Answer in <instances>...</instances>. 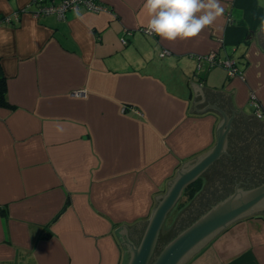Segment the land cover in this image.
Returning <instances> with one entry per match:
<instances>
[{"label": "crops", "instance_id": "crops-1", "mask_svg": "<svg viewBox=\"0 0 264 264\" xmlns=\"http://www.w3.org/2000/svg\"><path fill=\"white\" fill-rule=\"evenodd\" d=\"M100 1L107 11L59 19L0 0V264H121L115 230L146 220L176 169L215 142L219 117L194 106L245 119L253 91L264 109V0H220L212 26L172 42L139 30L145 0ZM210 52L244 78L206 59L197 69ZM190 81L204 94L194 106ZM186 264H264V216L232 222Z\"/></svg>", "mask_w": 264, "mask_h": 264}, {"label": "water", "instance_id": "water-1", "mask_svg": "<svg viewBox=\"0 0 264 264\" xmlns=\"http://www.w3.org/2000/svg\"><path fill=\"white\" fill-rule=\"evenodd\" d=\"M196 89L200 99L193 101ZM203 98L200 88L190 81L188 99L193 101V106ZM194 108L210 110L219 117L215 142L207 150L185 160L176 169L173 177L167 181L165 191L155 197L154 206L146 220H139L142 222L130 227L128 233L122 225L115 230L123 252L121 264H186L232 222L254 214L264 216V181L253 186H243L242 182H236L232 191L210 204L188 223L180 225L176 221L170 237L160 241L162 227L183 189L214 161L228 153L229 135L235 118V112L232 111L235 110L228 112L214 102L202 108Z\"/></svg>", "mask_w": 264, "mask_h": 264}, {"label": "flooded vegetation", "instance_id": "flooded-vegetation-1", "mask_svg": "<svg viewBox=\"0 0 264 264\" xmlns=\"http://www.w3.org/2000/svg\"><path fill=\"white\" fill-rule=\"evenodd\" d=\"M264 117L234 118L228 153L222 155L201 175V187L192 202L178 217L184 224L194 219L205 206L227 193L236 182L253 186L264 181ZM203 179L205 182L203 183ZM204 185V186H203ZM202 186L206 187L205 193ZM174 231V228L171 230Z\"/></svg>", "mask_w": 264, "mask_h": 264}, {"label": "clouds", "instance_id": "clouds-1", "mask_svg": "<svg viewBox=\"0 0 264 264\" xmlns=\"http://www.w3.org/2000/svg\"><path fill=\"white\" fill-rule=\"evenodd\" d=\"M143 7L149 16L146 33L170 42L197 37L225 11L220 0H145ZM260 32L264 34V18Z\"/></svg>", "mask_w": 264, "mask_h": 264}, {"label": "built area", "instance_id": "built-area-1", "mask_svg": "<svg viewBox=\"0 0 264 264\" xmlns=\"http://www.w3.org/2000/svg\"><path fill=\"white\" fill-rule=\"evenodd\" d=\"M31 4L34 5L33 14L35 16H38L40 14H55L59 19L64 17L65 12L67 10L73 9L77 11L80 6L84 7L86 10H90L93 12L108 10V6L103 4L100 0H31ZM145 26L146 25L140 26L139 30L147 34L145 31ZM121 40L122 42H125V38L122 37ZM168 53L169 50L163 49L160 52V55L163 56ZM196 59H197V64H196L197 69L201 67V59H206L210 65H219L224 67L228 77L239 76L240 78H244L243 70H240L238 68L235 59L230 56H226L224 58H216L214 52H210L205 56L197 55ZM72 94L83 95V90H73ZM249 100L253 107V114L256 117H264V109H261L260 102L255 92L250 91Z\"/></svg>", "mask_w": 264, "mask_h": 264}, {"label": "trees", "instance_id": "trees-1", "mask_svg": "<svg viewBox=\"0 0 264 264\" xmlns=\"http://www.w3.org/2000/svg\"><path fill=\"white\" fill-rule=\"evenodd\" d=\"M4 93H5V81L3 78H0V105H7V101L5 99ZM200 187H201V178L198 177L183 189L182 195L177 201L175 206H179L180 203H182L181 205H184L186 200L188 201L189 199H191L194 196V194L200 189ZM171 234L172 231L166 232V229H162L160 235V241L166 240L168 237H170Z\"/></svg>", "mask_w": 264, "mask_h": 264}, {"label": "rangeland", "instance_id": "rangeland-1", "mask_svg": "<svg viewBox=\"0 0 264 264\" xmlns=\"http://www.w3.org/2000/svg\"><path fill=\"white\" fill-rule=\"evenodd\" d=\"M181 199H182V198H181ZM181 204H182V203H180L179 206H175V208H173V209L170 211L169 216H168V219H167V223H169V222L171 221L172 216L178 211V209H179V207H180Z\"/></svg>", "mask_w": 264, "mask_h": 264}]
</instances>
